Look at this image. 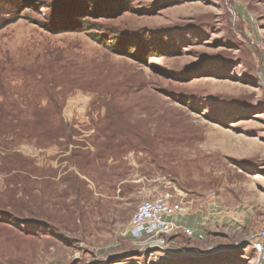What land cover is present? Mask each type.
Returning a JSON list of instances; mask_svg holds the SVG:
<instances>
[{
  "label": "rangeland",
  "instance_id": "374dc122",
  "mask_svg": "<svg viewBox=\"0 0 264 264\" xmlns=\"http://www.w3.org/2000/svg\"><path fill=\"white\" fill-rule=\"evenodd\" d=\"M4 127L0 264H255L264 0H0ZM156 196L192 236L139 245Z\"/></svg>",
  "mask_w": 264,
  "mask_h": 264
},
{
  "label": "built area",
  "instance_id": "2783aa9c",
  "mask_svg": "<svg viewBox=\"0 0 264 264\" xmlns=\"http://www.w3.org/2000/svg\"><path fill=\"white\" fill-rule=\"evenodd\" d=\"M189 208L179 202H173L167 196H156L143 201L130 218L131 230L136 233L139 245L143 247H165L170 237L181 232L192 236L189 228H184L172 221L184 217ZM249 246L255 264H264V225L250 239Z\"/></svg>",
  "mask_w": 264,
  "mask_h": 264
},
{
  "label": "trees",
  "instance_id": "16d2710c",
  "mask_svg": "<svg viewBox=\"0 0 264 264\" xmlns=\"http://www.w3.org/2000/svg\"><path fill=\"white\" fill-rule=\"evenodd\" d=\"M8 129H12V128H10V127H4L3 129H0V136H1V138L9 136Z\"/></svg>",
  "mask_w": 264,
  "mask_h": 264
},
{
  "label": "crops",
  "instance_id": "0c3cea01",
  "mask_svg": "<svg viewBox=\"0 0 264 264\" xmlns=\"http://www.w3.org/2000/svg\"><path fill=\"white\" fill-rule=\"evenodd\" d=\"M182 218H184V217H182ZM180 220H181V217H177V218H173L172 219V221L174 222V223H176V224H178V225H180V226H182V227H184V228H187L186 227V225H182V224H180L179 222H180ZM181 233V232H180ZM183 234V233H182Z\"/></svg>",
  "mask_w": 264,
  "mask_h": 264
}]
</instances>
